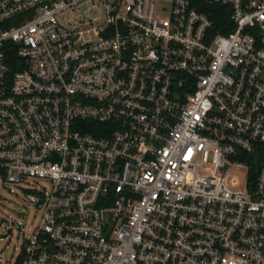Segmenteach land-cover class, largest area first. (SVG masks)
<instances>
[{"label": "built area", "instance_id": "2783aa9c", "mask_svg": "<svg viewBox=\"0 0 264 264\" xmlns=\"http://www.w3.org/2000/svg\"><path fill=\"white\" fill-rule=\"evenodd\" d=\"M204 1L223 30L190 0H0V185L41 212L0 215V264H264V0Z\"/></svg>", "mask_w": 264, "mask_h": 264}, {"label": "rangeland", "instance_id": "374dc122", "mask_svg": "<svg viewBox=\"0 0 264 264\" xmlns=\"http://www.w3.org/2000/svg\"><path fill=\"white\" fill-rule=\"evenodd\" d=\"M0 194L3 197L0 215H5L13 220L14 228L17 227V224H21L26 235L30 228L38 225L41 212L25 200L22 190L18 186L8 183L4 186L0 185ZM18 235V232L14 231L8 238L0 240V259L2 261L9 258L19 248L22 236Z\"/></svg>", "mask_w": 264, "mask_h": 264}, {"label": "trees", "instance_id": "16d2710c", "mask_svg": "<svg viewBox=\"0 0 264 264\" xmlns=\"http://www.w3.org/2000/svg\"><path fill=\"white\" fill-rule=\"evenodd\" d=\"M190 2L192 3V5H194L197 9L202 10V11H216L217 9L221 8L222 5L220 4H215V3H206L204 0H190ZM219 11H221V9H219ZM223 13L221 14H217L216 12H214L213 14V19H214V30H223V28H221V24L224 21H228V13L224 11H221ZM225 30V28H224ZM252 172H255V165H252Z\"/></svg>", "mask_w": 264, "mask_h": 264}]
</instances>
